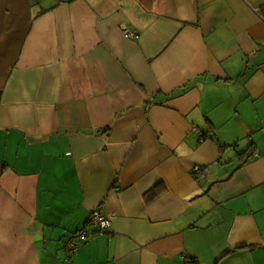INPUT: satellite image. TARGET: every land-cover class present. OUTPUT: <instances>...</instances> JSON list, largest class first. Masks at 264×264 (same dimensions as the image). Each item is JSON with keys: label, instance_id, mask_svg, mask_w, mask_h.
I'll list each match as a JSON object with an SVG mask.
<instances>
[{"label": "crops", "instance_id": "1", "mask_svg": "<svg viewBox=\"0 0 264 264\" xmlns=\"http://www.w3.org/2000/svg\"><path fill=\"white\" fill-rule=\"evenodd\" d=\"M0 93V264H264V0H0Z\"/></svg>", "mask_w": 264, "mask_h": 264}, {"label": "built area", "instance_id": "2", "mask_svg": "<svg viewBox=\"0 0 264 264\" xmlns=\"http://www.w3.org/2000/svg\"><path fill=\"white\" fill-rule=\"evenodd\" d=\"M122 34L125 38H135L136 35L124 28L122 29ZM203 137L200 136V140ZM193 176L196 179H200L204 176V169L200 166L192 167ZM111 216L104 214L100 208L96 207L92 209L89 213V216L82 227L78 230L72 232L64 241V250L65 258L68 263H71V257L76 252V248L79 242L85 241L89 236L88 229L91 228L92 234H100L110 227L111 225Z\"/></svg>", "mask_w": 264, "mask_h": 264}, {"label": "trees", "instance_id": "3", "mask_svg": "<svg viewBox=\"0 0 264 264\" xmlns=\"http://www.w3.org/2000/svg\"><path fill=\"white\" fill-rule=\"evenodd\" d=\"M0 95H1V93H0Z\"/></svg>", "mask_w": 264, "mask_h": 264}]
</instances>
